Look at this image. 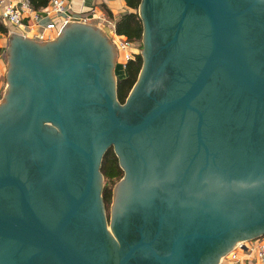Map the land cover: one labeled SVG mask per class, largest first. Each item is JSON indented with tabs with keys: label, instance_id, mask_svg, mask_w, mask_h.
Here are the masks:
<instances>
[{
	"label": "water",
	"instance_id": "obj_1",
	"mask_svg": "<svg viewBox=\"0 0 264 264\" xmlns=\"http://www.w3.org/2000/svg\"><path fill=\"white\" fill-rule=\"evenodd\" d=\"M123 103L105 32H11L0 264H217L264 235V0H140ZM107 147L124 175L103 212Z\"/></svg>",
	"mask_w": 264,
	"mask_h": 264
},
{
	"label": "built area",
	"instance_id": "obj_2",
	"mask_svg": "<svg viewBox=\"0 0 264 264\" xmlns=\"http://www.w3.org/2000/svg\"><path fill=\"white\" fill-rule=\"evenodd\" d=\"M68 0H49L44 8L34 10L28 0H0V19L4 23L22 27V34L31 26L39 29L32 34V38L43 40L55 36L60 27L70 20L88 22L93 20L99 27L105 29L109 40L116 48L118 63L124 65L137 51V47L129 42L123 35L114 30L113 17H110L102 8L91 7L89 12L80 16L69 12ZM48 18L42 23L41 19ZM231 258H236L237 252H253L260 264H264V235L252 240L238 241L233 247Z\"/></svg>",
	"mask_w": 264,
	"mask_h": 264
},
{
	"label": "trees",
	"instance_id": "obj_3",
	"mask_svg": "<svg viewBox=\"0 0 264 264\" xmlns=\"http://www.w3.org/2000/svg\"><path fill=\"white\" fill-rule=\"evenodd\" d=\"M49 0H28L31 8L39 10L44 8ZM123 3L120 11L112 14L109 6L103 0H92V6L97 5L102 8L110 17H113L114 30L117 34L123 35L138 49L141 47V32L142 23L137 14V6L140 0H121ZM89 8L79 13L80 16L88 13ZM0 32L7 34L8 29L0 22ZM141 64L140 53H134L132 58H129L124 63L125 76L117 80L116 96L119 101H122L128 89L132 85ZM100 171L103 177V204L105 211H108L110 202V189L113 182L120 177L121 169L117 165L116 157L111 148H107L106 153L102 156L100 163Z\"/></svg>",
	"mask_w": 264,
	"mask_h": 264
},
{
	"label": "crops",
	"instance_id": "obj_4",
	"mask_svg": "<svg viewBox=\"0 0 264 264\" xmlns=\"http://www.w3.org/2000/svg\"><path fill=\"white\" fill-rule=\"evenodd\" d=\"M108 6L112 14L116 13L117 11H120V9L123 6V3L121 0H103ZM92 0H68V9L71 14L77 15L82 11L87 10L88 8H91ZM92 7L98 8L97 5H94ZM89 12V11H88ZM87 14V13H86ZM48 21V18L41 19V22L44 23ZM93 21V20H91ZM1 24L7 27L8 32L6 35L0 32V96L2 94L3 88L5 87V71H4V63H3V57H2V51H4L7 43L8 36L11 32H17L21 33L23 32L21 26H15L9 23H4L0 19ZM39 28L37 26H31V28L23 35L26 37H31L33 32L37 31ZM54 36H50L49 38L43 39L47 40L50 38H53ZM32 38V37H31ZM43 40H37V41H43ZM222 263L220 264H260L257 259L254 256L253 252H237L236 258H226L222 259Z\"/></svg>",
	"mask_w": 264,
	"mask_h": 264
},
{
	"label": "flooded vegetation",
	"instance_id": "obj_5",
	"mask_svg": "<svg viewBox=\"0 0 264 264\" xmlns=\"http://www.w3.org/2000/svg\"><path fill=\"white\" fill-rule=\"evenodd\" d=\"M97 27H99V26H97ZM100 29H102L101 27H99ZM103 30V29H102ZM142 33V32H141ZM111 42V41H110ZM112 43V42H111ZM113 44V43H112ZM142 40H141V47H142ZM114 46V45H113ZM141 47L138 49L137 48V51L135 52V53H140V55H141V52H140V49H141ZM114 48H115V46H114ZM115 51H116V48H115ZM132 58V57H131ZM141 62H142V55H141ZM116 66H118L119 68L117 69V70H115V67ZM140 66H141V64H140ZM140 68V67H139ZM139 71V70H138ZM112 72H113V74H114V77H115V97H116V99H117V101L119 102V103H123L124 102V100H125V97L127 96V94H128V92H129V90H130V88H131V86H130V88L128 89V91H127V93H126V95L124 96V98H123V100L122 101H119L118 100V98H117V96H116V85H117V80L118 79H120V78H122V77H124L125 76V74H126V72H125V69H124V65H120L119 63H118V55H117V51H116V56H115V61H114V64H113V67H112ZM137 74H138V72H137ZM136 77H137V75H136ZM136 77H135V79H136ZM135 81V80H134ZM134 81H133V83H134ZM132 83V84H133ZM107 148H111L112 149V151H113V153H114V155H115V157H116V160H119V158H118V154L114 151V148L113 147H107ZM107 150V149H106ZM102 159V158H101ZM100 163H101V160H100ZM117 165H118V167L121 169V175H120V177H118L114 182H113V184H112V186H111V189H110V202H109V205H108V211L106 212L105 211V207H104V204H103V212H104V216H105V218L107 219V218H109L110 217V205H111V202H112V189H113V186H114V184L119 180V179H121L122 177H123V175H124V170L121 168V165H120V163H119V161H117ZM100 173H101V171H100ZM101 176H102V173H101ZM102 186L101 187H103V177H102Z\"/></svg>",
	"mask_w": 264,
	"mask_h": 264
},
{
	"label": "rangeland",
	"instance_id": "obj_6",
	"mask_svg": "<svg viewBox=\"0 0 264 264\" xmlns=\"http://www.w3.org/2000/svg\"><path fill=\"white\" fill-rule=\"evenodd\" d=\"M88 23H90V24H92V25H94V26H99L96 22H94V21H88ZM105 29H103V31H104ZM107 37H108V35H107ZM31 38V37H30ZM32 39H34V38H32ZM34 40H37V39H34ZM6 46H7V43H6ZM6 48V47H5ZM2 57H3V63H4V71L6 72V68H7V55H6V51H5V49H4V51H2ZM119 67L118 66H116L115 67V70H117ZM4 89H5V87L3 88V91H2V94H3V92H4ZM2 94H1V96H0V99H1V97H2ZM237 243V242H236ZM236 245V244H235ZM234 247V246H233ZM233 247H231L225 254H223L220 258H219V262L217 263V264H220V263H222L223 261H222V259L224 258V259H226V258H230L231 257V254H232V251H233Z\"/></svg>",
	"mask_w": 264,
	"mask_h": 264
}]
</instances>
